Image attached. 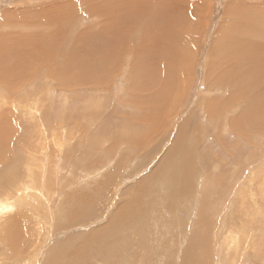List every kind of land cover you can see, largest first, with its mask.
I'll return each mask as SVG.
<instances>
[{
  "label": "rangeland",
  "instance_id": "1",
  "mask_svg": "<svg viewBox=\"0 0 264 264\" xmlns=\"http://www.w3.org/2000/svg\"><path fill=\"white\" fill-rule=\"evenodd\" d=\"M160 1L172 6L165 9L166 7L160 4ZM138 2L139 0H0V38L29 34L30 39L37 42L39 47L48 48L45 52L41 49L42 54H45L47 58L51 57L53 64L59 61L55 65L58 70L65 69L62 66L63 60L68 58L66 56H71V52L68 51L71 46L77 48L78 55L83 51L95 50L97 46L100 49V46L103 47L102 43H106L107 40H112L115 37L120 40L125 28L132 31V36L129 38L130 43L132 46H136L138 51L140 45L138 46L137 43H140V35L134 30L138 22L140 23V21L137 22V19L142 17L152 23V26L146 31L148 33L144 40L148 43V47L153 45V48L149 54L143 53L140 62L135 63L138 70L134 69L132 57L127 54L132 48L128 46L127 48L130 49H127L123 55H119V58L116 56L110 60L103 59L101 61L102 55L94 57L95 65H99L101 68L96 73L99 74L98 76H104L102 77L103 82L99 79L98 82L86 83L87 85L74 83L75 86L68 85L66 88V75H71L67 71L52 73L60 78L61 84L56 85L57 87L53 80L46 78L45 83L53 85L55 93L47 96L49 99H44L43 105H40L42 108L45 105L44 110L38 116L41 119L48 116L46 118L56 120L58 125H62L59 129V133L61 132L60 135H62V151L58 157L56 155L48 162V169L54 172L55 166L59 167L58 165L62 164L64 167L68 165L67 162L73 161L76 164L87 162V157L79 158V154L82 155L83 152H86L85 148L91 152L89 153L90 156L97 157L94 160L96 163L107 164L108 170H105L106 172L113 170L115 166L119 167L115 173L116 176H113L115 183L112 188L109 181L108 185L104 187V189L110 188L108 193H106L107 189L104 192L106 199L104 201H102L103 199L99 200L93 214L89 210L87 215L78 220L79 224L74 223L72 225L68 224V220L66 221V218H69V208H67L69 195L76 196L77 192L82 189L79 185L83 183L85 187V183L89 184L90 187H95L103 179L102 174L105 173L102 172L104 170L99 171L93 179L80 172V169H83L80 166V169L78 166H71L58 170L59 173L54 172V176L57 174L56 177H53L55 187L51 185L56 190L54 197H48L49 202L54 198L50 202L51 206L48 207L47 205L44 209L39 205L34 206L31 209L32 214L26 227L28 242L32 246L29 249L33 250L36 247V251L32 253H37L34 264H47L43 261L50 255V261L56 257H63L64 260L70 262L69 256L58 251L55 245L58 242L62 244L67 241L79 244L82 242L81 238L86 236L89 231L95 234L103 228L105 229L114 213L116 214L117 209L128 200H131L129 208L133 207L129 210L134 215L132 222L125 223L118 229L114 228L111 242L104 237L102 244L99 243L95 245L96 247L87 248L88 252H84L82 257L83 263L120 264L122 260L121 264H184L185 251L189 250L190 247L187 242L195 239L197 244L199 241V248L194 246L198 251L194 250L193 255L199 264H264V126L254 128L247 123L261 124L260 120H255L257 113L250 112L256 110L255 107L259 109L260 117L264 118V104L261 105L256 100L262 95L264 83H258L250 89H242L247 91L245 98L231 101V95L236 90L235 87H231L229 83L222 86L217 84L215 89L209 92L204 80L205 78L207 80L209 66L218 67V61H214L213 57L211 58V47H213V39L217 36V32L225 30L222 29L223 23L228 20L232 24L240 9H245L246 12L254 6L263 9L264 0H158V2L146 0V9L143 12L133 7V5L137 6ZM161 11L171 16L173 20L178 19L183 27L181 28V25H176L180 27L171 26L167 23L163 25V22L156 24L158 21L160 23ZM96 13L98 17H96ZM177 13L180 14L177 15ZM48 14H64L66 17L57 21L55 17V20L51 18L53 20V23L49 22L51 27L41 26L42 18L46 15L47 19L50 18ZM164 16L166 15H162V17ZM173 16L175 17L173 18ZM182 19L183 21H181ZM35 22L38 24L36 27H34ZM252 22L254 28L248 26L246 36L249 37L248 39H259L262 36L260 29L264 30V13L254 10ZM28 24H31L30 28L22 27ZM161 25L162 27L167 26L170 31L174 29L178 33L182 32L183 38L182 43L174 38H170V40L169 37L164 39L161 45L159 42L160 47H166L165 45H170L169 42H172L170 46L174 49L176 59L170 62L166 58L165 60L167 63L170 62L171 68H164L161 64L163 75L156 76L152 80L151 76L156 75L157 71L159 72V67H161L159 62L164 55H159L154 60V57L160 52L158 53L156 50L157 46L150 35H155L157 31H161L159 30ZM70 27L73 28L72 32H70ZM106 29L107 36L104 39ZM85 30L87 32H83ZM42 31L46 32L45 37L38 34L43 33ZM223 31L220 36L223 35ZM109 32L115 33L114 38L111 36L108 38ZM81 33L90 35L92 42L81 40L69 42ZM165 35L167 34H162V36ZM44 38L49 41L45 42ZM227 38L229 39V34ZM173 41L176 46H173ZM235 44L239 46L241 43H231L230 54L234 56L240 53L245 59L250 60L248 51L251 50V47L247 51L243 47L235 46ZM57 49L59 50L57 51ZM65 49L66 54L62 52ZM261 50L264 51V47H260L257 54L259 61L264 62V53ZM179 58H182V65ZM147 62L152 65H147ZM244 64L246 68L249 67V61H244ZM58 65H61L62 68L59 69ZM47 69L48 67L45 65V70ZM40 71L44 70L32 73ZM213 71L215 74H219V68H214ZM222 72H226V69H223ZM249 75L261 77L264 75V69H260L256 73L251 72ZM163 80L170 87V91L166 95L167 104L166 102L163 103V99L161 101L157 99L160 95L159 92L161 93L159 85ZM32 84L33 82L31 86L28 85L27 88L29 89L23 90L24 94L29 93L30 101L33 100V96L30 94L33 92L34 84L33 86ZM60 89L65 90V92L60 93ZM23 92L20 93L19 91L18 96H23ZM59 94L70 100L67 101V106L61 105ZM87 95L91 96L89 102L85 99ZM117 98L123 105H116ZM49 100L51 101L49 102ZM205 101L210 103L209 109L211 108L217 113L216 121H212L209 113L205 112L203 108ZM19 103L20 100H18ZM96 103L97 105L93 107L92 104ZM49 106L52 109H48ZM42 108L40 107V109ZM58 108L59 110H57ZM17 110H14L17 119L20 120V117H22L21 119L25 117L26 121L20 120L22 128L18 136L20 139L21 136H26L25 141L29 142L35 134V125L38 120L26 112L16 113ZM54 111L62 114L55 117ZM71 111V114L67 113ZM242 111L246 113L247 124L242 125L241 130H235L232 128V121ZM66 114L68 115L66 116ZM63 116L65 117L62 118ZM61 120L62 122L66 120V122L60 124L59 121ZM126 121L127 123H124ZM37 126L40 125L37 124ZM133 127L138 129V134L134 132L132 135H126L125 133L133 131ZM65 134L70 138L69 141ZM44 135L42 142L46 145V151L52 152L56 138L47 129V126ZM56 135L59 136V134ZM176 138H179L178 148L183 147L185 149V151L177 149L179 164L175 161L177 156H173L172 160L168 162L169 164L161 165L162 162H166L164 159L166 157L163 156L167 151L172 150L173 141ZM92 139H95L96 142L93 143ZM99 140L102 144L99 143ZM110 145L115 146L108 150L107 146ZM100 146H103L102 150ZM72 151L73 155L71 156ZM136 151L141 153L137 154ZM188 151H192L194 157L188 161L186 166L184 165L185 161L190 157ZM70 156L71 159H69ZM119 159L122 160L119 162ZM159 162L161 163L159 164ZM162 167H165V175L167 176L162 174ZM173 173L180 177L183 175L180 183L182 187L179 189L187 188V190L184 189L185 192L179 189L172 192L173 186L177 188L172 178ZM185 176H187L186 179ZM151 181L152 189L145 191L147 190L146 186L151 185ZM74 189L76 190L74 191ZM49 202L40 201L43 203L42 205ZM75 202L76 197L72 199L71 204L74 205ZM146 203H151L149 208L151 213L147 217L142 216V210H137ZM90 208H93V204L90 205ZM135 209L141 215H137ZM49 210L53 215L50 214L52 218L49 215L48 220H46ZM54 210H56V214H54ZM64 210L66 213L59 212ZM44 211L45 222L50 221V224H44L42 221ZM145 211L148 212L147 209ZM200 211L202 213L199 215ZM32 219L35 223H32ZM55 221L64 227L56 230L57 222L54 223ZM61 221H66V223ZM3 226L4 223L0 229ZM33 235L36 236L35 239ZM22 247L24 248V246ZM7 252L3 250L2 255ZM2 255H0V259L3 258ZM32 259L33 257L27 260L25 264H29Z\"/></svg>",
  "mask_w": 264,
  "mask_h": 264
},
{
  "label": "bare ground",
  "instance_id": "2",
  "mask_svg": "<svg viewBox=\"0 0 264 264\" xmlns=\"http://www.w3.org/2000/svg\"><path fill=\"white\" fill-rule=\"evenodd\" d=\"M156 2H158V0H156ZM145 3H146V0H139L137 6L133 5V7L135 9H139L143 12V10L146 9ZM160 4L165 6L166 7L165 9H168L172 6L171 4H165L164 2H161V1H160ZM160 7H159V9H160ZM148 8H151V7H148ZM161 9H163V7H161ZM244 10L240 9L239 12H237V14L235 16V21L232 24L230 22H228V20H226L223 23L224 27L222 29H225V30L224 31L221 30V32L222 31L224 32L222 36H220V33H221L220 31L217 32V36L213 39L214 40L213 41L214 44H212L213 47H211L212 48L211 49V58L213 57L212 59L214 61L215 60L218 61L219 64H218V67L215 65L209 66L210 68L207 70V73H208L207 74V80H206V78L204 79L206 86L208 87L209 92L212 91L213 89H215V86H217V84L222 86L226 83H229V84H231L230 85L231 87H235L236 90L231 95V101H233V100L238 101L242 98H245V95L247 93V91H244L245 88L250 89L251 87L257 85L258 83H260V84L264 83V75H262L261 77L249 75V74H251V72L256 73L260 69H264V62L259 61V57L257 54L259 51V48L264 47V30L260 29L262 32V36L259 39L258 38L248 39L249 37L246 36L248 34V28L247 27L250 26V27L254 28V24L252 22L254 10H257V11L264 13V8L259 9V8H256L254 6V8L248 10L247 12ZM163 11L160 12V23L158 21L156 24H161L163 22V25H164V23L165 24L167 23L168 25H171V26L181 25V28L183 27L182 23L178 22V19H176V18H175L176 20L171 19V16L164 14ZM42 14H40V15L42 16ZM179 14L180 13H177V15H179ZM48 15H50V18L47 19V15L45 16L46 19H44L45 17L42 18L43 22H41V24H40L41 26L51 27L52 26L51 23H53V20H51V18L54 19V17H55V19L57 21L63 17L64 18L66 17L64 14H58V15L48 14ZM162 15H166V16L162 17ZM174 15L176 16V14H174ZM175 16H173V18ZM5 17H6V15H5ZM96 17H98L97 13H96ZM138 21H140V23ZM181 21H183V19ZM231 21H232V19H231ZM36 22H35L34 27H36V24H37ZM49 22H51V23H49ZM137 22H138V24L134 27V30L136 33H139V35H140V37H139L140 43H137L138 46L140 45L138 51L136 50L137 47L132 46L130 43L131 41L129 38H130V36H132V31L129 30L128 28L124 29V34L122 33L124 35V38H123V35L121 34L122 36H121L120 40H118V37L114 38L115 33L111 34L109 32L110 35H108V38H109V36H111L114 39H112V40L106 39L107 40L106 43H102L103 47L100 46V49L97 46L95 50H88V52L83 51L80 53V55H78L77 54L78 53L77 48L71 46L68 49V51L71 52V54H70L71 56L70 57L66 56L68 58H64L65 60H63V58H62V60L64 61L62 66L65 67V69L63 68V70H58L57 66H55L59 63L58 60L55 59L58 62L55 61L56 64L55 63L53 64V59L51 57L47 58L45 56V54H42V50H44V52H45V51H47L48 48L44 49L42 47H39V44L37 42H34L30 39L31 37L29 36V34L24 35L26 37H24L23 35H20V36L17 35V36H10V37L8 36V37H1L0 38V227L4 223L3 228L0 229V235H1L0 240L2 241V242L0 241V255H2L3 250L8 251L7 253L2 255L3 258L0 259V264H25V262L27 260L31 259V257H33V259L31 260V262L29 264H34L35 256L37 255V253H34V254H32V253L34 251H36L35 250L36 247L33 246L34 247L33 250L29 249V247H32V246L28 242V237H27L28 231L26 232V227H27L28 219L32 214L31 209H33L34 206L39 205L43 209L47 205H48V207L51 206L50 202H52V200H54V198L49 202L48 197H54L55 190H56V189L54 190V188L52 187V185L54 186V183H55V182L53 183V179H54L53 177H56V175H57L56 174L54 176V174H55L54 172L57 173L58 170L66 169V167L69 168L71 166H73V167L78 166V169H80L79 168V166H80L84 170L80 169L81 171L80 170L79 171L83 172L84 175L91 177V179L95 178L98 175L99 171L102 172L104 170L102 173H105V174H102L103 179L101 181H99L95 187H90L89 184H87V183H85L86 184V187H85V185H83L84 184L83 183V184L79 185L82 189H80L77 192L76 196L68 194L69 195V197H68L69 203H68L67 208H69V210H68L69 211V213H68L69 218L67 217L66 221L67 220L69 221V223H68L69 225H72L74 223H78V220L83 218L90 211H91V214H93L94 209H96V205L99 203V200L103 199L102 201H104L106 199L104 195L106 193H108L110 188L104 189V187H105V185H108V181H109L111 183V188H112V185L115 183L114 182L115 177H113V176H116L115 173L118 170L119 166H117V167L115 166V168L113 170L106 172L105 170H108L106 168L107 164L101 165L99 163H96L94 160L97 157L90 156L89 153H91V152L88 151L87 148H85L86 152H83L82 155L79 154L80 155L79 158L82 157V159H84L85 157H87L88 158L87 162H85L83 164H79V163L76 164V162L73 163V161H71V163L67 162L68 165H66L64 167L62 166V164L58 165V162H57V165L59 167L55 166L54 172L52 170L48 169V162L52 159V157H54L56 155L58 157V155L62 151L61 150L62 149V142H61L62 135H60L61 132L59 133V131H60L59 129L62 127V125H58V121H56V120H53V119L50 120V118H46L48 116H46L44 119H41L40 116H38V115L42 114L41 111L44 110L45 105L43 106V108H42V106H40V105H43L44 99L45 98L49 99V97H47V96L54 95V93H55L54 86L45 83L47 81L46 78H50L51 80H53L55 82V86L56 85L58 86L61 84L60 78H58V76H56L55 74H52V73L67 71V73H70L72 75V76L66 75V79H65V84L67 86L66 88H68V85L72 87V86H75V84L87 85L86 83H89V84L95 83V82H98L99 79H101L100 81L103 82L102 77H104V76H102V77L98 76L99 74L97 75V73H96V72L100 71L101 68L99 65H95L96 62L94 61V57H96V55H102L101 61H103V59L110 60L112 58H115L116 56L119 58V55H123L124 53H126L127 49H130V48H127L128 46H131L132 48H131L130 52L128 51L129 53H127V54H129V57H132V63H133L134 69L138 70V68L135 66V63L140 62L141 55L143 53L149 54L151 48H153V45L151 47H148V43L146 42V40H144L146 38V34L148 33L146 31L149 29V27L152 26V23L146 19H143L142 17H141V19H137ZM59 24H61V23H59ZM30 26H31V24H28V25H25L22 27L30 28ZM37 26H38V24H37ZM58 26H60V25H58ZM158 26L160 27V25H158ZM61 27H62V25H61ZM176 27H180V26H176ZM87 29H88V27H87ZM255 29H258V28L255 27ZM50 30H51V28H50ZM64 30H65V28H64ZM159 30H161V31H157L155 33V35H150V37H152V39L154 41V44H156V46H157V47L155 46L156 50L158 51V53L160 52L158 55H156L154 57V60L157 56L159 57V55H164V56H163V59L159 62V66H161V67H159V72L157 71L156 75L151 76L152 80L156 76H162L163 75V70L161 69L162 65L164 68L165 67L169 68L170 62L172 60L176 59V57L174 56V53H175L174 49L172 48V46H170L172 42H169L170 45H165L166 47H160L161 43L167 37H169V39L174 38V39H176V41L178 40L182 43V38H183L182 32L178 33L177 30L175 31L174 29H172L170 31L167 26L162 27V25H161V28H159ZM72 31H73V28L71 29V27H70V32H72ZM105 31H106L105 32L106 34L104 33L105 34L104 39L107 36V29ZM42 32L43 33H38V32L37 33L39 35H41V37H43L44 34L46 35V32H44V31H42ZM83 32H87V30H85ZM163 33H165L167 35L162 36ZM116 34H119V33H116ZM228 34H229V39L227 38ZM31 35H32V32H31ZM148 36H149V34H148ZM37 37H38V35H37ZM65 38H66V35H65ZM32 39H35V38H32ZM48 39H49V37H48ZM72 39L70 41L69 40H67V41L75 42V40L76 41L81 40V41L92 42V37H90V35H88L87 33H81L75 39L74 38H72ZM174 39H172V40H174ZM44 40H45V42H48L50 39L48 41H46V39L44 38ZM39 42H41V41H39ZM159 42H160V45H159ZM235 42L241 43L239 46L237 44H235V46L243 47L247 51H248L249 47H251V50L248 51L250 54L249 55L250 60L245 59L240 53L235 54L234 56H232L230 54L231 53L230 50L232 49V46L230 44L235 43ZM164 43H163V45H164ZM183 43H185V42H183ZM173 44H174V41H173ZM175 44L173 46H176ZM242 44H243V46H242ZM57 45L60 46L59 44H57ZM44 46H45V44H44ZM54 48L56 49L57 47H54ZM58 50L59 49H57V51ZM62 52L65 53L66 49ZM69 52H68V54H69ZM262 52L264 53V51H262ZM177 53H179V52H177ZM56 54H58V53L56 52ZM226 54H228V56H226ZM54 55H55V53H54ZM180 56H181V53H180ZM61 57H62V55H61ZM46 58H47V61H46L47 64L45 62ZM144 58H146V57L144 56ZM166 58L169 59L170 62L167 63L165 60ZM179 60H180V64L182 65V63H183L182 58H179ZM244 61H249V67L248 68H246ZM60 64H61V61H60ZM45 65L48 67L47 70L49 72L47 70H45ZM147 65H152V64L147 62ZM60 66L61 65H58L59 69L62 68ZM214 68H219V74L218 75L214 73V71H213ZM223 69H226V72L221 73V71H223ZM38 70H44V71L32 73V72L38 71ZM32 82H33L34 86L32 84L33 92H30V94H31V96H33L32 97L33 100L30 101L29 95H28L29 93L26 94L27 93L26 92L24 94L23 90L29 89L27 87H28V85L31 86ZM159 87H160L159 91H161V93L159 92L160 95L158 94L159 96L157 97V99H158V101H161L163 99L164 100L163 103L166 102V104H167L166 95L170 91V87H169L168 83L164 80L160 83ZM45 88H46V90H45ZM242 89H244V90H242ZM262 90H263L262 95L257 97V99H256L257 103H259L261 105L264 104V86H263ZM19 91H20V93L23 92L24 95L18 96ZM63 92H65V90L60 89V93H63ZM58 97L59 98L61 97L59 99V100H61V105L67 106V103H68L67 101H70V100L68 98L66 99L64 96H61L60 94ZM86 97L87 98H85V99L89 102V100H90L89 98L91 96L87 95ZM50 98L54 99L55 97L54 98L50 97ZM18 100H20L19 104H18ZM50 101L51 100H49V102ZM209 104L210 103H208V101H205L203 104V108L205 109V112L209 113V117L212 119V121H216L215 117H216L217 113L214 112L211 108L209 109ZM92 105L94 107L95 105H97V103L92 104ZM116 105H123V103L117 98ZM13 107H15V109H13ZM40 107L42 109H40ZM169 107H171V106H169ZM50 108L51 107L49 106L48 109H50ZM59 108L57 110H59ZM116 108H117V106H116ZM116 108H115V110H116ZM68 109H69V107H68ZM255 109L256 110H251L250 112L251 113H257V115L255 116V120L256 121L260 120L261 124H258L256 122H247V123L251 124V126H254V128H258V126L262 127V126H264V118L260 117L259 109L256 107H255ZM14 110H17L16 113L26 112L31 117L38 120L37 124L40 126H37V124L35 125V130H36L35 134L29 142L25 141L27 139L26 136H24V135L21 136V139L18 136L20 129L22 128V123L20 120L25 121V117H23V119H21L22 117H20L18 115L20 117V120H18L17 117L14 115L15 114ZM54 112L56 113V115L54 114L55 117L56 116L59 117V115L62 114L61 112H58V113L56 111H54ZM62 112H64V111H62ZM116 112H119V111H116ZM51 113H52V110H51ZM65 113H66V111H65ZM67 113L71 114L72 111L67 112ZM83 113H84V111H83ZM263 113H264V109H263ZM68 114H66V116ZM46 115H47V112H46ZM79 115L80 114H78V116ZM38 117H39V119H38ZM41 117H43V116L41 115ZM64 117L65 116H63L62 118H64ZM246 118H247L246 113L243 111L240 112L235 117V119L232 121V123H233L232 128L235 130H241L240 127L242 125L247 124ZM54 121H56V122H54ZM65 122H66V120H64L63 122H62V120L59 121L60 124L65 123ZM124 123H127V121ZM46 126H47V129L51 132V134L56 138V142H54L55 146H54L52 152H47L46 151V145L42 142L43 138L45 137L44 134L46 133ZM103 128H104V126H103ZM254 131L256 132V129H254ZM73 132H75V131H73ZM134 132H135V134H138L137 133L138 129L136 127H133V131H131L130 133H125V134L126 135H132ZM56 134H59V136H57ZM65 135H66V139L69 141L70 138L67 137V134H65ZM92 141H93V143L96 142L95 139H92ZM173 142L174 143L172 146V150L170 149V151H167L165 153V156H163V157H166V158H164L166 160V162H162V163L159 162V164L160 163H161V165L164 163L169 164L168 162L170 160H172L173 156H175V157L177 156V160H175V161L177 164H179V160H178L179 159V155H178L179 152L177 151V149L178 150L179 149L184 150V151H185V149L183 147L178 148L179 138H176ZM99 143L102 144V142L100 140H99ZM114 146L115 145H110V146H107V148L109 150L110 148H114ZM100 149L102 150L103 146H100ZM139 150H141V149L139 148ZM73 151H72L71 156L73 155ZM188 152H190V151H188ZM136 153L140 154L141 152L136 151ZM71 156L69 159H71ZM189 156L190 157L185 161V164H184L186 166L188 165V161L192 157H194V154L192 151L189 153ZM132 157H134V156H132ZM46 158H47V160H46ZM89 158H91V159H89ZM57 160H59V159H57ZM121 160L119 159L118 161L120 162ZM70 164H72V165H70ZM116 164H118V163H116ZM165 167H162L161 171H162V174L164 173V176H167V175H165V173H166ZM157 174H158V172H157ZM84 175H82V176H84ZM180 175H181V173H180ZM159 176H161V174H159ZM168 178H169V176H168ZM172 178H173V181H175V184L177 186V188L174 186L171 188L172 192H174L173 190L179 189L180 187H182L180 185V183H181V180L183 179V175L180 177L179 175L174 174L172 176ZM186 178H187V176H185V179ZM82 180H83V178H82ZM80 181H81V179H80ZM87 185H88V187H87ZM146 187H147V190H145V191H150L152 189V181H151V185H147ZM106 189H107V191H106V193H104ZM184 189L187 190V188H181L179 190L185 192ZM75 190L76 189H74V191ZM182 193H180V194H182ZM136 195H138V194H136ZM75 197H76V202L74 205H72L71 201ZM134 197H135V195H134ZM41 200H45L49 203L42 205L44 202L40 203ZM150 202H152L151 199H150ZM92 204H93V208H90V205L92 206ZM130 204H131V200L130 201L128 200V201H126V203L123 206L118 208L116 214L114 213L111 220L109 219L110 222L105 229L103 228L100 232H97L95 234H93V232L90 233V231L88 232L89 234L87 232H85L88 235L86 234V236H83L81 238L82 239L81 243L77 244V243L71 242V241L63 242L62 244H61V242L60 243L58 242V244L56 243L57 245H55V246L58 248V251L65 253L66 256H69L70 262H68L67 260H64L63 257H56L52 261H50V257H51V255H50L49 257H46L44 259L43 263H47V264H85V263H83L82 257H83L84 252L85 253L88 252L86 250L87 248L89 249V247H91V246L93 247L99 243L102 244L104 237L108 238L111 242V240L113 239L112 231L114 228L118 229V227H121L123 224L128 223V222L129 223L132 222V220L134 219L133 218L134 215H132L130 213L131 211H129L133 208V207L129 208ZM139 204L142 205V203H139ZM146 204L143 206H140L141 209H137V210H142V216L144 215L147 217L151 213L149 211V208L151 207L150 206L151 203H146ZM146 206H148V208H145ZM51 208H53V207H51ZM136 208H137V206H136ZM144 208L147 209L148 212H146ZM45 209L47 210V208H45ZM54 211H53L54 214H56V210H54ZM66 211H67V209H66ZM134 211H135V213H137V215H141L136 211V209ZM59 212H62V214H63V212L66 213L65 210L59 211ZM201 213L202 212L200 211L198 214L200 215ZM50 214L53 215L51 213V211L49 210V212H47L46 220H48ZM38 215H39V213H38ZM42 216H44V219L42 220L44 222V224L45 223L50 224V221L45 222V211L43 212ZM51 218H52V216H51ZM201 218H202V216H201ZM38 219L40 220L41 218H38ZM199 219H200V217H199ZM33 220L34 219H32V223H35V222H33ZM66 221L65 222L61 221V222L66 223ZM56 222L57 221H55L54 223H56ZM32 223H31V225H32ZM55 226H56L55 227L56 230H60L64 227L63 225H60L59 222H57ZM28 227L30 228V226H28ZM35 227H37V226H35ZM201 231H203V230H201ZM30 232H31V230H30ZM200 232H199V234H200ZM58 233H59V231H58ZM33 236H34L33 238L35 239L36 236L35 235H33ZM78 236H80V235H78ZM2 238H3L4 242H3ZM76 238H77V236H76ZM194 240L187 242V243H189L190 247H189V245H187V247H189V250L185 251L186 255H185L184 264H199L198 261H196L194 259L195 257L193 255V251L196 250L195 249L196 247H198L199 241L197 244V241H194ZM39 241H40V239H39ZM22 246H24V248ZM194 246H196V247L194 248ZM190 249H191V251H190ZM120 250L123 251L122 249H120ZM196 251H198V250H196ZM89 254H91V253H89ZM116 254H115V256H116ZM117 256H118V254H117ZM118 257L120 258V256H118ZM97 258H98V256H97ZM121 263H122V260H121L120 264Z\"/></svg>",
  "mask_w": 264,
  "mask_h": 264
}]
</instances>
